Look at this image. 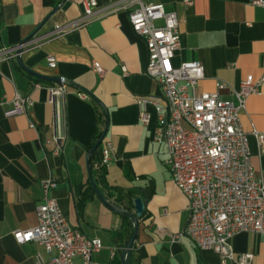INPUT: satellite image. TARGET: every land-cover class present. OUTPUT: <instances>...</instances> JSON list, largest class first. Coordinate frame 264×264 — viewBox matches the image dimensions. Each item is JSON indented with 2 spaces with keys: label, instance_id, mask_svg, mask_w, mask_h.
Returning a JSON list of instances; mask_svg holds the SVG:
<instances>
[{
  "label": "crops",
  "instance_id": "1",
  "mask_svg": "<svg viewBox=\"0 0 264 264\" xmlns=\"http://www.w3.org/2000/svg\"><path fill=\"white\" fill-rule=\"evenodd\" d=\"M96 1L105 8L131 0ZM143 1L175 13L180 47L173 64L202 66L199 91L213 93L217 84H223L221 97L236 104L234 92L243 82L255 83L264 77V8L252 5L253 0H190V5L185 0ZM61 2L0 0V44L16 47L35 39L22 50L23 68L65 84L58 104L51 101L49 89L59 83L35 78L16 59L0 63V264L50 259L37 244L18 245L12 236L36 227L35 209L44 201L42 183L48 179L56 186L47 198L58 204L70 225L101 241L102 248L92 253L90 264L120 261L130 227L89 191L87 174L88 149L107 125L104 140L113 147V159L96 187L105 199L132 213L135 198L147 199L131 264H220L217 254L198 250L186 237L173 242L187 223L188 202L172 181L165 147L153 140V109L147 108L148 126L139 120L137 99L162 92L145 73L146 44L133 33L128 11L118 10L58 34L57 26L66 27L83 16L81 0H65L59 8ZM49 57L55 59L54 69L48 66ZM94 63L104 69L103 76L94 72ZM15 95L30 98L33 106L25 113L6 116ZM239 121L249 135L254 178L264 181V152L251 135L264 133V88L246 98ZM96 157L100 158L99 150ZM232 246L235 256L250 254L251 264H264V236L239 233ZM74 264L82 262L75 258Z\"/></svg>",
  "mask_w": 264,
  "mask_h": 264
},
{
  "label": "built area",
  "instance_id": "2",
  "mask_svg": "<svg viewBox=\"0 0 264 264\" xmlns=\"http://www.w3.org/2000/svg\"><path fill=\"white\" fill-rule=\"evenodd\" d=\"M185 2L191 4L190 0ZM251 3L264 8V0ZM81 4L83 16L66 27L57 26L55 33L70 32L109 13L127 10L133 33L146 44L145 73L160 86L162 95L137 99L139 120L148 126L151 116L147 108L153 109L156 116L153 140L165 147L172 181L188 202L187 223L182 232L173 236V242L186 237L198 250L217 254L220 264L234 261L251 264L252 255L235 256L232 239L239 233L264 236V181L254 178L249 135L241 127L239 113L246 98L264 88V77L255 83L243 82L240 90L234 92L236 104L221 97L223 84H217L213 93L201 92L198 83L203 78L202 66L197 62L173 64L180 47L175 13L166 12L161 4L143 0L123 1L105 8H99L96 0H81ZM34 42L31 39L16 47L0 44V63L15 60L20 55L18 50ZM47 61L49 68L56 67L54 58ZM93 69L99 76L105 74L98 64L94 63ZM49 92L51 101L58 102L65 93V84L60 82ZM79 96L86 98L85 94ZM10 105L6 116L25 113L33 102L15 95ZM251 135L264 152V133L253 131ZM98 150L100 158L94 167L107 168L113 159L111 143L104 140ZM55 186L53 179L42 183L45 198L35 209L36 227L13 232V239L18 245L35 243L45 250L50 259L37 264H74L75 258L82 264H90L92 253L102 248L101 241L90 239L72 227L58 204L47 198Z\"/></svg>",
  "mask_w": 264,
  "mask_h": 264
},
{
  "label": "water",
  "instance_id": "3",
  "mask_svg": "<svg viewBox=\"0 0 264 264\" xmlns=\"http://www.w3.org/2000/svg\"><path fill=\"white\" fill-rule=\"evenodd\" d=\"M64 2H65V0H62V2L59 5V8L64 4ZM29 39L30 38H28L27 40H25L21 44L27 43ZM18 53L21 55L22 50H18ZM20 55H18L16 57V62L21 68H23ZM23 69L28 74L34 76L37 79L47 81V82H52V83H60L61 82V80L59 78L40 76V75H37V74H35V73L25 69V68H23ZM107 128H108V125L103 130V132L101 133L100 137L95 142L93 147L88 151V154L86 156L87 174H88L89 182H90V185H91L93 191L95 192V194L99 198V200L104 204V206H106L109 210H111V211H113V212H115L121 216L127 217L131 222V225H132L131 235H130V238L127 240L126 244L124 245V248H123L121 255H120V261L122 264H131V254H132V250H133L134 243H135V240L137 237V232H138V221L143 215V212H144L145 207H146L147 199L146 198H144V199L135 198L133 200L134 212L132 213V212L128 211L127 209L119 207V206L113 204L112 202H110L109 200L105 199L103 197V195L99 192L98 188L96 187L95 181H94V179L91 175V172H90L89 160H90L91 156H93L95 154V152H97L99 146L104 141V139L106 137V133H107Z\"/></svg>",
  "mask_w": 264,
  "mask_h": 264
},
{
  "label": "trees",
  "instance_id": "4",
  "mask_svg": "<svg viewBox=\"0 0 264 264\" xmlns=\"http://www.w3.org/2000/svg\"><path fill=\"white\" fill-rule=\"evenodd\" d=\"M100 135H101V132L100 133H98L96 136H95V141H94V143L89 147V149H88V151L93 147V145L95 144V142L98 140V138L100 137ZM97 152H95V154L93 155V156H91V158H90V160H89V165H90V172H91V175H92V177H93V179H94V181H95V183L98 181V180H102L101 178H103L104 177V172H105V168H98V169H96V172L98 173V178H96V176H95V174H94V166L98 163V159H97ZM92 191V193H94V191L92 190V188L91 187H89V191ZM78 194H79V196H84V192L83 193H81V191H79L78 192ZM130 195V194H129ZM132 195V194H131ZM131 197V196H130ZM120 200H118V201H116L117 202V204H119L120 202H119ZM126 209V208H125ZM128 210V209H127ZM123 217V219L124 220H126L127 222H128V225H129V227H130V231H129V233H128V235L126 236V238H125V240H124V242H123V245H122V247L124 248V245L126 244V242H127V240L130 238V235H131V231H132V225H131V222H130V220L127 218V217H125V216H122ZM113 264H120V261L119 260H117V261H115Z\"/></svg>",
  "mask_w": 264,
  "mask_h": 264
}]
</instances>
